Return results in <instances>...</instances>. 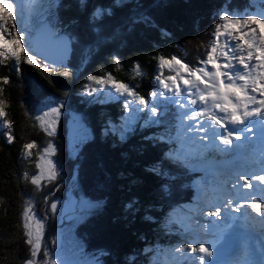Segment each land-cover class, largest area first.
<instances>
[{
	"label": "trees",
	"instance_id": "16d2710c",
	"mask_svg": "<svg viewBox=\"0 0 264 264\" xmlns=\"http://www.w3.org/2000/svg\"><path fill=\"white\" fill-rule=\"evenodd\" d=\"M250 3L59 0L53 17L46 20L54 34L69 36L70 59L50 64L33 50L41 68L21 62L17 72L11 59L0 65V78L10 81L7 85L0 82V87L14 137L8 144L4 135L7 129L0 130V264H23L30 255L18 225L22 223L24 197L35 194L30 179L36 169L37 149H33L32 157H25L22 148L32 141L39 147L48 138L31 115L50 98L64 104L56 137L58 162L66 173L76 163L83 196L103 204L93 220L81 226L87 249L103 251L102 264H162L161 253L167 244H175L182 233L180 225H185L181 208L187 203L197 207L204 204L189 166L168 157L183 147L178 137L179 122L162 116L158 117L160 123L146 125V113L140 112L135 113L139 118L128 129L123 98L94 99L93 94L84 93L88 77L111 73L150 100V94L159 88L160 56H176L189 65L203 59L218 13L229 7L243 11ZM98 9L100 15L94 16ZM44 64L56 70L44 72ZM137 64L142 73L139 76L135 74ZM65 71L71 74L65 76ZM164 75L169 72L165 70ZM69 110L82 115L89 129L74 159L65 146L64 119ZM24 173L29 174V180L24 179Z\"/></svg>",
	"mask_w": 264,
	"mask_h": 264
},
{
	"label": "snow or ice",
	"instance_id": "6c2138e0",
	"mask_svg": "<svg viewBox=\"0 0 264 264\" xmlns=\"http://www.w3.org/2000/svg\"><path fill=\"white\" fill-rule=\"evenodd\" d=\"M26 2L30 6H39L37 24L41 29L46 27L42 23V9L47 0H0V65L11 59L17 72L21 62L41 68V62L33 51L32 33L21 26L25 17ZM248 7L255 10L250 11L246 8L243 11H233L229 7L218 13L217 23L213 26V38L207 46L204 58H198L196 65L184 63L176 56L170 58L160 56L159 75L156 77L159 88L150 94V100L139 95L129 84L117 81L111 73L106 77L89 76L88 80L94 82L97 87L86 86L89 95L107 88L117 97H123L124 108L128 112L146 113V125L160 123L159 108L162 107L166 113L170 106H174L177 111L173 115L179 122L178 137L185 147L178 154L169 153L168 157L185 165L190 164L193 159L205 165L214 164V159L207 156L209 152L224 155L233 153L243 158L246 151H250L257 140L259 141V171L243 174L237 172L235 175L237 183L232 185L233 188H237L239 181L243 180L244 184L239 185L240 187L258 189V194L249 197L250 202L246 205H241L237 200L233 207L234 200L225 195L210 210L200 209L201 215L214 218L209 223L213 226L219 223L221 228L226 219L225 213H241L245 206L264 221L262 211L264 204L261 203L264 201V33L256 27L258 24H264V0H252ZM99 15L98 9L94 16ZM116 63L119 64L118 59ZM55 70L49 68L47 64H44L42 69L49 73ZM165 70L171 74L165 77ZM70 74L68 71L63 73L65 76ZM135 74L142 75L138 64L135 66ZM0 82L7 85L10 81L8 77H2ZM3 91L4 89L0 87V130L7 129L4 133L6 143L11 144L14 140L11 133L12 122L6 119ZM61 108L63 104L49 106L48 110L41 109L42 114L34 116L35 121L49 137L56 133ZM26 115L30 114L26 112ZM137 118L139 117L129 116L126 128L130 129L131 122ZM254 129L259 133L255 139L253 135H249L253 134ZM242 138L247 141L246 144L241 142ZM206 140L209 143H204ZM191 146H195V149ZM37 147L36 141L25 143L22 155L32 157L33 149ZM56 151V147L48 143L37 157L36 167L39 171L31 177L30 183L38 190L44 186L42 180L55 182L58 179L57 164L50 158ZM24 179L29 180L28 173H24ZM217 183L223 188L226 181L218 180ZM34 207L30 199L26 201L22 210V223L18 225L22 228L24 243L30 253L23 264H66L59 259L58 253L50 250L44 251L43 260L39 259L44 247L46 217L37 216ZM57 207L58 204L52 202L49 206L50 212L55 214ZM261 227L264 229V222ZM198 230L203 232L208 229L204 225H199ZM219 239L218 236L214 243L202 239L185 242L183 246L171 250L174 254H180L179 257H174V264H179L180 258L187 260L189 254L193 257L192 264H222L212 259L214 255H219L220 250L216 248ZM52 243L55 245L57 242ZM260 264H264V259Z\"/></svg>",
	"mask_w": 264,
	"mask_h": 264
},
{
	"label": "rangeland",
	"instance_id": "374dc122",
	"mask_svg": "<svg viewBox=\"0 0 264 264\" xmlns=\"http://www.w3.org/2000/svg\"><path fill=\"white\" fill-rule=\"evenodd\" d=\"M250 1L252 3V0ZM58 3L59 0H47L42 9L43 20H46L47 17H53L55 8L57 7ZM245 8H248V10L250 11L255 10L249 8L248 6H246ZM33 9H36V11H33ZM39 11L40 9L38 5L30 6L26 2L25 17L21 26L32 33L33 41L37 40L40 33V30L37 27L36 19L37 15H39ZM256 27L261 33H264V24H258L256 25ZM205 37L206 36H202L201 39H204ZM211 40L212 38L210 39V41ZM209 42L207 43V46ZM205 51L203 52V58L205 55ZM197 61L198 59L191 65L197 64ZM170 74L171 73H169V75ZM86 86H90L93 88L97 87L94 82H91L89 80ZM84 93L88 94L87 87H85ZM92 94L94 99L100 98L101 100L123 98L117 97L114 92H110V90H108L107 88H105L104 91H96ZM60 104H63L61 100L50 98L42 105L37 106L33 111L31 117L33 118L38 128L42 131V133L44 131L40 127L39 123L35 121L34 116L36 114H42L40 111L41 109L46 111L48 110L49 106L55 107ZM171 109L173 111H171ZM158 111L161 113L160 117L165 116L167 118L168 116H170L167 121H177V119L173 115L177 111L174 106H170L166 113L164 112L162 107L159 108ZM63 116L64 109L61 108V115L59 116L58 123L56 125V133L53 136L49 137L47 133L44 132L48 138L43 141L44 143L42 145L36 148L38 157L43 147H45L48 143H51L56 147L57 151L55 155L51 156L50 158L57 164V169L59 171L58 179L55 182H49L46 179L42 180L41 183L44 186L41 189L38 190L35 188V194H29L24 197L23 208L25 207L26 201L30 199L35 206L34 211L36 212L37 216L46 217L44 219V247L42 248L39 256L40 260L44 259V251L50 250L53 253H58L59 259L65 261L66 264H102V256L104 255V252L97 250H88L80 233H82L81 226L88 222L89 219L93 220L96 214L102 210L103 204L101 201H92L83 196L79 180L77 178L78 173L76 163L73 164L70 172L66 173L60 166L57 159L59 149L56 137L58 136ZM129 116H135V113L128 112L125 119H127ZM64 121L66 127V150L69 153V156L74 159L77 156L83 142L89 136L88 125L86 124V121L84 120L82 115H79L78 113L71 110H69V112L67 113ZM178 141L180 140H175V142ZM204 143H209V141L206 140L204 141ZM191 147L192 149H195V146ZM37 162L38 160H36L35 167L37 165ZM202 165V163H199L195 159H193L190 164L186 165V167L189 166L188 171L191 172L189 174L194 175L193 178H195L196 182L198 183V186H196L195 189L199 192V198L202 199L204 204H200L199 207H197V205L193 203H187L184 208H181V211L184 212L182 218H185V225L184 227L182 226V224L180 225V231L182 233L177 236L175 244H167L164 252L161 253L163 260L162 264H174V257H179L180 254H174L171 250L175 249L178 246H183L185 242H191L192 240L199 241L202 239L209 243H213V237L212 234L209 233V230L214 226L209 222L214 218L201 215L200 209L203 208L205 211L210 210V208L214 207L216 203H219L225 195H227L229 199L234 200V194L236 193V191L234 190L232 185L234 183H237L235 175L237 172H240L242 174L245 173L240 164L237 163L231 166L228 165L227 167L223 166L219 171H216L218 170L217 167L214 168L215 171L212 169L208 172L200 170L202 169ZM234 170H236L237 172H234ZM38 171L39 170L36 167L33 175L37 174ZM218 180L226 181V184L223 185V188L218 185ZM238 184L243 185L244 181L241 180ZM52 202H56L58 204L57 212L55 214L50 212L49 206ZM185 208H187V210H185ZM199 225L206 226L208 230L203 232L199 231ZM175 231L176 230H173V232ZM52 241H56L57 243L54 245ZM244 253L245 250L242 249L240 251V256H237V262L242 259ZM189 256H191V254L188 255V259ZM188 259L185 260L183 258H180L179 264H192L193 259Z\"/></svg>",
	"mask_w": 264,
	"mask_h": 264
},
{
	"label": "water",
	"instance_id": "95a60500",
	"mask_svg": "<svg viewBox=\"0 0 264 264\" xmlns=\"http://www.w3.org/2000/svg\"><path fill=\"white\" fill-rule=\"evenodd\" d=\"M42 23L46 25L44 28H39V36L36 41L33 42V50L39 55L45 62L50 64H59L61 61H67L70 59L72 46L69 36L65 33L53 34L54 31L47 20H43ZM228 242L222 243L217 249H219V255H214L216 259H222L227 254L225 253ZM225 253V254H224Z\"/></svg>",
	"mask_w": 264,
	"mask_h": 264
},
{
	"label": "bare ground",
	"instance_id": "6f19581e",
	"mask_svg": "<svg viewBox=\"0 0 264 264\" xmlns=\"http://www.w3.org/2000/svg\"><path fill=\"white\" fill-rule=\"evenodd\" d=\"M209 154H211V157H212V152H209ZM213 159H215V158L213 157ZM214 161H215V163L211 164V165L203 164L202 165V169H200V170L208 172L209 170H212V169L214 170V168L218 167V170H216V171H219L223 166L227 167L228 165L231 166V165H234L235 163L240 164V166L243 167V166L247 165V163L249 161V166L246 167L244 169V171L248 172V173H251V172H255V169H256V167L258 166V163H259V161L256 160L255 158H250V159H248V157L241 158L240 156H237L236 154H233V153L226 154L224 157L221 158V161H219V162L217 160H214ZM234 172H237V171L234 170ZM234 190L236 191L237 194H240L242 192V187H240L239 184H238L237 188H234ZM235 194H234V197H236ZM232 229H233L232 225L227 226L225 228H221V226L219 224L217 226H215L213 232H211L212 237H213V243L216 242L218 236L220 238L219 242H221L223 233L226 232V230L232 231ZM242 242L243 241L240 240V243H242ZM216 245H217V243H216ZM241 246L244 247V245H241ZM237 256H240L239 252L234 257L230 256V257L224 258L225 260L222 261V264H246V262L248 261L246 259V256H245L244 259H241L240 261L237 262L236 261ZM228 258H231V259H228ZM192 259H193L192 256H189L188 260H192ZM226 259H228V260H226Z\"/></svg>",
	"mask_w": 264,
	"mask_h": 264
}]
</instances>
